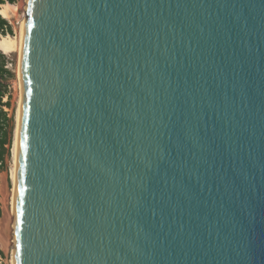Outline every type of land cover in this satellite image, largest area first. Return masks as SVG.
<instances>
[{
  "label": "water",
  "instance_id": "95a60500",
  "mask_svg": "<svg viewBox=\"0 0 264 264\" xmlns=\"http://www.w3.org/2000/svg\"><path fill=\"white\" fill-rule=\"evenodd\" d=\"M14 264H264V0H27Z\"/></svg>",
  "mask_w": 264,
  "mask_h": 264
},
{
  "label": "bare ground",
  "instance_id": "6f19581e",
  "mask_svg": "<svg viewBox=\"0 0 264 264\" xmlns=\"http://www.w3.org/2000/svg\"><path fill=\"white\" fill-rule=\"evenodd\" d=\"M27 0H23L21 8H26ZM19 6L5 3L0 8V15L5 20H11L12 16H16L19 11ZM20 20V33L18 37L5 36L0 38V52L2 54L10 56L12 54L18 55V86L16 90V101H17V126L15 131V141L12 150V165H11V181L12 189L4 190L2 203H4L6 212L4 217L0 221V245L2 248L11 251V264H14V246H15V218H16V199H17V183H18V146H19V125L21 120V107L23 102V81H22V51L24 41V25L26 17L22 16ZM8 208V209H7Z\"/></svg>",
  "mask_w": 264,
  "mask_h": 264
},
{
  "label": "rangeland",
  "instance_id": "374dc122",
  "mask_svg": "<svg viewBox=\"0 0 264 264\" xmlns=\"http://www.w3.org/2000/svg\"><path fill=\"white\" fill-rule=\"evenodd\" d=\"M8 3L14 4L19 6V11L16 13V16H12L10 22L12 23V28H11V36L14 37H18L19 33H20V20L21 18H23L22 16L26 17L25 14V9L23 10L21 8V5L23 3V0H8ZM3 18V17H1ZM9 21V20H8ZM14 28L16 29V33H14ZM2 52H0V56L2 57L1 60H3L5 65V62L10 61L13 62L14 67H16V65L18 66V55L12 54L10 56H7L5 58L4 54H1ZM16 72L14 73H8V77L6 78V82L9 83V86L11 87L10 90V96H9V100H8V104H7V109L8 111H4L3 112L6 114V118L8 119L5 124H4V135H5V139H6V144H5V156H4V162L2 165V172L0 173V206H1V210H2V217L1 219L4 217L5 215V205L4 203H2V199H3V193L4 190H11L12 189V184L10 181L11 179H9V171L11 169L10 165H12V158H11V151L12 148L14 146V141H15V131H16V126H17V110H18V106H17V101H16V90H17V86H18V76H17V69H14ZM8 209V208H7ZM5 211V212H4ZM0 219V221H1ZM0 249L3 252V257H5V259L7 258V264H11V262L9 263V260L11 261V251L4 249L1 247L0 245ZM6 259V260H7Z\"/></svg>",
  "mask_w": 264,
  "mask_h": 264
},
{
  "label": "built area",
  "instance_id": "2783aa9c",
  "mask_svg": "<svg viewBox=\"0 0 264 264\" xmlns=\"http://www.w3.org/2000/svg\"><path fill=\"white\" fill-rule=\"evenodd\" d=\"M8 2H9L8 0H0V8L2 7V4H5V3L7 4ZM5 21L7 23L3 26V29H0V38L3 35H5V36H10L11 35V31L9 30V28H12V23L10 21H8V20H5ZM14 33H16V29L15 28H14ZM4 56H5V58L7 57V55H4ZM15 68L17 69V65H16V67H14L13 62L8 61V59H7V61L5 62V65L3 66V70L0 69V85L3 86L4 90H5V94H4V97L2 98V106H1V109L4 110V111H8L7 104H8V100H9V96H10V90H11V87L9 86V83L6 82V78L8 77L7 75H8L9 72L10 73L16 72L14 70ZM12 150H13V148H12ZM11 158H12V151H11ZM0 165H3V163H0ZM10 167H11V165H10ZM9 179H11V169L9 171ZM11 184H12V182H11ZM6 259H5V257H3V255H1L0 256V264H7L8 259L7 260ZM10 262L11 261L9 260V263Z\"/></svg>",
  "mask_w": 264,
  "mask_h": 264
},
{
  "label": "trees",
  "instance_id": "16d2710c",
  "mask_svg": "<svg viewBox=\"0 0 264 264\" xmlns=\"http://www.w3.org/2000/svg\"><path fill=\"white\" fill-rule=\"evenodd\" d=\"M7 22L1 18L0 16V29H3V26L6 24ZM9 30L11 31V28H9ZM2 57L0 56V69L3 70V60H1ZM5 94V90L4 87L0 85V163H3L4 161V156H5V144H6V139H5V135H4V124L5 122L8 120L6 118V114L3 112V110L1 109L2 106V98L4 97ZM2 172V165H0V173ZM2 217V210H1V206H0V219ZM3 255V252L0 249V256Z\"/></svg>",
  "mask_w": 264,
  "mask_h": 264
}]
</instances>
